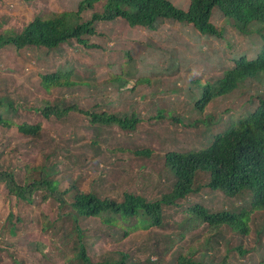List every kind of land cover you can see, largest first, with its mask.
<instances>
[{"label": "trees", "instance_id": "16d2710c", "mask_svg": "<svg viewBox=\"0 0 264 264\" xmlns=\"http://www.w3.org/2000/svg\"><path fill=\"white\" fill-rule=\"evenodd\" d=\"M120 21L131 30L150 33L153 41L144 38V49L151 48L156 55L143 56L141 52L134 57L131 49L124 46L128 40L121 39L115 47L122 53L121 62L106 65L117 72L109 73L94 88L89 85L93 81L89 73L91 79L85 80L75 74L81 66L76 61L69 65L62 47L75 51L102 49L98 43L89 42L90 37L101 36L95 25ZM173 26L176 30L170 29ZM163 40L171 47H161ZM210 42L216 43L212 51L208 50ZM5 46L28 50L34 60L45 66L38 85L44 93H55L59 98L43 101L44 107L36 109L46 121H65L74 113L82 115L98 135L111 126L132 132L141 120L137 111L140 102L154 108L155 118L162 120L166 116L159 105L164 106L165 100L158 96L175 90L176 100L187 97L182 103L188 119L177 115L171 118L174 124L194 129L197 134L200 124H211L198 147L160 156V172L146 173L138 186L140 192L131 187L123 166L114 170L110 167L113 162L108 160L122 150L108 149L105 153L99 139L86 150L92 157L87 162L91 171L89 191L80 185L81 174L61 187L63 182L50 176L56 173L54 166L24 165L23 183L18 185L0 151V185L8 195L27 206L33 204L35 196L43 204L49 200L57 203L54 217L51 212L40 213L41 230L52 240L67 243L66 251L72 253L64 257L66 264H144L141 257L146 254L148 264H161L169 252L175 256V264H264V0H187L185 6L175 5L172 0H75L69 10L34 17L20 33H0V49ZM188 53L198 55L209 67L217 65L222 74L215 76L216 69L204 82L199 78L191 80L188 93L176 86L160 89L158 84L145 102L146 96L138 87L151 83L147 75L171 73L186 66L192 62ZM50 58H62L52 70H48L53 66ZM160 60L166 63L165 68L159 65ZM219 62L229 66H219ZM132 81L134 85L128 88ZM108 86L111 93L131 98L127 111L103 110L107 106L97 96L100 88ZM80 88L87 93L93 90L87 109L77 101L76 90ZM2 94L0 129L16 128L20 137L37 140L41 123H16L13 117L20 106H15L7 91ZM218 104L224 107L219 117L205 114L209 105L215 109ZM194 114L199 116L192 118ZM131 154L145 159L150 152L139 149ZM44 159H48L46 153ZM154 177L157 181L152 183ZM214 196L221 198L220 207L210 204ZM7 218L10 235H17V226L23 224L24 218L12 213ZM90 223L97 225L98 239L115 247L103 252L102 261H93L87 254ZM156 232L162 233L155 245L140 244L137 250L141 256L128 246L125 250L119 247L143 233ZM150 249L156 261L148 257Z\"/></svg>", "mask_w": 264, "mask_h": 264}, {"label": "rangeland", "instance_id": "374dc122", "mask_svg": "<svg viewBox=\"0 0 264 264\" xmlns=\"http://www.w3.org/2000/svg\"><path fill=\"white\" fill-rule=\"evenodd\" d=\"M74 2L75 0H0V33L7 31L16 34L20 33L34 17L45 15L47 12L69 10ZM172 2L175 5L180 4L185 6L187 0H172ZM170 29L176 30L174 26L170 27ZM95 31L102 37L92 36L89 42L93 44L98 43L99 48L102 49L75 51L66 46L62 47L69 65H73V61H76V64L81 66V69L76 68L75 74L81 80H85L90 78L89 73L93 77V81L90 80L89 85H93L94 88L104 82L109 77V73L117 72H115L112 66L107 68L106 65L109 66L114 62L115 66L116 62H121L120 56L122 53L118 48H115L121 39L122 41L128 40L124 41V46L131 49L134 57L141 52L143 56L152 53L154 56L156 55L151 48L144 49L147 37L153 41L151 34H146L143 30H131L122 21L115 24L105 25L102 23L95 25ZM155 42H158L157 38H155ZM215 44L214 42H210L208 50L212 51ZM161 47L170 48L171 46L163 40ZM218 49H221V45H219ZM188 56L191 57L192 62L186 64V66L181 65L178 70H174L171 73L163 72L162 74L147 75L146 78H149L151 83H144L138 87V91L144 93L146 96L145 102H148V99L154 93L153 91H156L158 84H160V89L174 88L176 86L188 93L191 80L199 78V80L204 82L207 75L212 76L216 69V72H214L215 76L219 77L222 74V70L217 68V65L209 67L206 61H202L198 55L193 53H188ZM61 59L50 58L53 66L48 68V70L55 68ZM223 63L229 66L227 62H219L218 64L220 66ZM159 65L161 68L166 67V63L163 60L159 61ZM97 66H99L98 69ZM45 70V66L40 61L34 60L33 54L31 55L28 50L16 51L11 46H5L0 49V95L3 96L2 91H7V93L12 95L15 106L16 104L20 106L16 107V113L13 117L16 123L23 121H29L32 124L41 123L42 128L41 136L34 141L29 138L20 137L16 128L9 130L0 129L1 158L4 165L8 166L10 171L15 173L14 178L18 185H22L23 183L24 165H28L29 167L54 166L56 173L50 176L57 179L60 184L63 182L60 185L61 187L65 188L67 186L66 182L69 183L68 180H72L77 174H81L83 182L80 185L83 186L84 190L89 191L90 187L88 183L91 171L88 168V163L92 157L91 152L88 151L86 153V150L92 142L95 140L98 142L99 139V143L101 142V147L105 153H107L108 149L122 150L113 159L110 158L111 160H108V162H113L110 167L114 170V168L123 166L122 169L127 170L124 176L130 180L131 187L134 186V189L140 192L138 186L140 180L142 181V177L149 172H160V156L168 151H183L191 147H198L199 144H202L201 142L205 134L208 133L211 127L209 123H202L199 125L200 131L197 134L193 131L194 129L187 126L184 127L178 123L174 124L171 121V118L177 115L188 119V117L184 116L187 114L185 112L187 109L183 104L187 97H181L176 100V96L174 95L176 93L175 90L172 93L167 92V94L158 96L160 100H165L164 106L159 105L161 108L164 107L163 112L166 116L162 120L155 118L157 111L154 108H149V106L140 102L137 111L140 114L141 120L132 132L121 131L116 126H111L101 130L100 135H98V130H94V126H89L87 120L82 115L74 113L66 118L65 121H56L54 119L46 121L41 118L36 109L44 107L43 101H56L59 98L55 93H44L43 89L38 85L40 81L39 74ZM218 77H215V79ZM263 84L261 83V85ZM133 85L132 81L128 84V88ZM92 91V89H89L87 93L86 89L83 88L76 90L77 101L83 109H87L88 103L92 101L90 95ZM111 92L112 90L109 86L100 88V93L97 96L98 101L103 100L107 106L103 110L108 113L127 111L131 104V98H126V95L120 97ZM70 100H67L68 103ZM221 100L218 99V102ZM222 105L218 104V108L215 109H213L214 106L211 107L209 105L204 110L205 114L211 113L219 117L221 110L224 108ZM224 106L226 107V104ZM198 116L199 114H194L192 118L196 119ZM216 117L214 118L217 119ZM139 149H148L150 154L145 159L142 156L131 154L132 151ZM52 150L56 151V153L51 154L50 151ZM45 153L48 156L47 160L44 159ZM82 162L81 166L85 167L86 170L82 167L79 171ZM135 179L138 180L135 182ZM156 181L157 177H154L152 183ZM39 200L40 198L35 196L31 206L18 203L19 201L13 196L8 195L3 185H0V264H14L11 262L12 260H15L18 264L67 263L64 257L68 254L70 256L72 253V251L71 253H69L70 251H66L67 243L65 245L61 244L58 240L54 241L41 230L42 219L39 216L40 213L42 211L46 213L51 212L54 217L57 203L49 200L46 204H43ZM192 200L198 201L194 197H192ZM220 200V197H211L210 204L220 207L222 205L220 204ZM10 213L21 215L24 218L23 224L17 226L18 232L14 236L10 235L7 226V217ZM178 215L180 214L178 213ZM50 217L53 218L52 216ZM95 226L97 225L94 223L87 225L86 249L87 254L92 257L93 261H102L103 252L110 249L114 250L115 247H112L109 242L97 238ZM81 227L86 229L82 225ZM197 232L200 235L202 234L200 230H196ZM161 233L156 232L152 235L150 233H143V235L133 238V242H123V244H119V247L125 250L128 246L141 256L142 252L137 250L140 244L148 243L150 245L151 243V245H155L157 242L155 240L159 238ZM26 242L33 243V246L30 247ZM37 243L40 245H37ZM30 248H34V250ZM152 250L150 249L147 252L148 257L151 258V261H156L157 256ZM146 255H144L145 258L144 256L141 257V259L143 258L141 261L144 264H148ZM174 260L175 256H172L169 252L161 264H175Z\"/></svg>", "mask_w": 264, "mask_h": 264}]
</instances>
